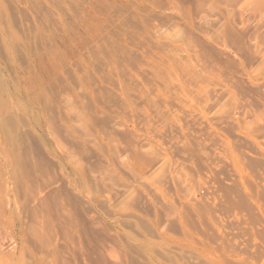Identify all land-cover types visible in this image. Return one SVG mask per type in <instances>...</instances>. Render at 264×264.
<instances>
[{
  "label": "rangeland",
  "instance_id": "1",
  "mask_svg": "<svg viewBox=\"0 0 264 264\" xmlns=\"http://www.w3.org/2000/svg\"><path fill=\"white\" fill-rule=\"evenodd\" d=\"M0 264H264V0H0Z\"/></svg>",
  "mask_w": 264,
  "mask_h": 264
}]
</instances>
